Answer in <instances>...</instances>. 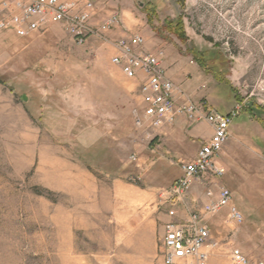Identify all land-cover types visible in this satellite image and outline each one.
I'll list each match as a JSON object with an SVG mask.
<instances>
[{
    "label": "rangeland",
    "instance_id": "obj_1",
    "mask_svg": "<svg viewBox=\"0 0 264 264\" xmlns=\"http://www.w3.org/2000/svg\"><path fill=\"white\" fill-rule=\"evenodd\" d=\"M122 1L135 22L125 36L169 51L179 78L201 84L188 92L174 82L186 95L221 113L240 107L219 156L225 174L194 182L176 219L225 187L242 221L226 207L207 216L216 239L207 264H233V248L264 259V0H113L116 28ZM115 53L94 38L75 43L58 24L0 31V264H162L173 220L163 194L190 155L158 132L175 121L136 126L140 86L110 62Z\"/></svg>",
    "mask_w": 264,
    "mask_h": 264
},
{
    "label": "built area",
    "instance_id": "obj_2",
    "mask_svg": "<svg viewBox=\"0 0 264 264\" xmlns=\"http://www.w3.org/2000/svg\"><path fill=\"white\" fill-rule=\"evenodd\" d=\"M101 0H0V31L13 32L18 37L42 31L49 24L60 25L77 44L83 45L94 38L110 43L116 53L110 62L119 66L122 73L138 81L140 109L135 114V124L140 128H159L172 124L178 117L188 121L204 119L212 127L210 139L201 144L195 156L181 161V175L165 192L170 202L168 215L173 220L164 223L160 253L162 264H207L210 232L207 216L227 208L228 219L239 224L242 214L232 202L231 192L218 189L217 196L204 203L200 210L189 212L176 219L174 205L187 196L190 186L206 177L221 178L225 168L219 163L220 152L229 136V127L239 114V106L222 114L193 101L166 74L164 54L143 51V38L132 34L113 42L110 34L120 25V15L111 11L97 20V3ZM207 195L212 197L210 191ZM233 264H264V259H250L236 248L230 251Z\"/></svg>",
    "mask_w": 264,
    "mask_h": 264
},
{
    "label": "crops",
    "instance_id": "obj_3",
    "mask_svg": "<svg viewBox=\"0 0 264 264\" xmlns=\"http://www.w3.org/2000/svg\"><path fill=\"white\" fill-rule=\"evenodd\" d=\"M121 3H122V6L120 7V13H121V16L124 17V20H122L123 26L120 28H116L111 32L110 36L113 39V41L127 35L124 29H128V31H130L133 29L134 24H135V22L129 19L130 18L129 16L130 15L129 14L130 3H128L127 1L126 2L122 1ZM113 5H114L113 0H105V1L99 2V5L97 6V12H98L97 20L104 18L109 12L113 11ZM170 56L171 54L168 51L163 61V66L166 70L167 76L171 80H173V82L175 83L183 82L182 88L184 91H188V92L194 91L195 92L196 89H198V87L201 86V84L198 85L197 81H190V80L184 81V79L179 78V74H180L179 71L182 69L180 68L179 63L177 64L172 63V62L170 63ZM171 64H173L172 67L170 66ZM192 71L195 72L193 69ZM194 74H196V72ZM228 91L232 93V98L230 99L231 101H233V105H236V103L238 102L235 99V95L233 91L230 89H228ZM204 103H205L206 108L215 110L212 104H211L212 107L210 108V106L206 102ZM232 108L233 107L231 106L230 108L224 109V111H222V114L230 112ZM158 132L162 135L170 134V135H174L175 137H177L179 144L182 147L181 150H188V155H190V159H192L195 156V153L197 149L199 148L200 144L210 139L212 135V127L204 119H198L195 121H187L183 117H180L175 120L173 125L161 128L158 130ZM263 141H264V138H263ZM211 181L212 179H210V177H206L202 181H199V183L202 184L200 186L203 187V186H207L208 183L211 184ZM196 188H197V184L194 186L193 189L195 190ZM193 189H192V192H190V196L188 197L189 198L188 200L190 201L189 203L190 207H193L192 203L195 202V199L197 198V195H198L196 191H194ZM216 196L217 194L214 197ZM206 225L210 232V242L213 244L216 240L212 233L213 232V221L206 219Z\"/></svg>",
    "mask_w": 264,
    "mask_h": 264
},
{
    "label": "trees",
    "instance_id": "obj_4",
    "mask_svg": "<svg viewBox=\"0 0 264 264\" xmlns=\"http://www.w3.org/2000/svg\"><path fill=\"white\" fill-rule=\"evenodd\" d=\"M230 90H232L231 88H230ZM236 99V98H235ZM236 101H237V99H236ZM238 102V101H237Z\"/></svg>",
    "mask_w": 264,
    "mask_h": 264
}]
</instances>
